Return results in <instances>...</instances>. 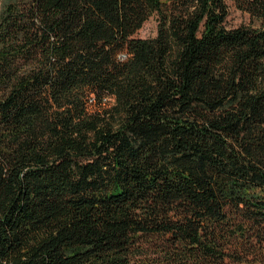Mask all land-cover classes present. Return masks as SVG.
Returning <instances> with one entry per match:
<instances>
[{"label":"trees","instance_id":"obj_1","mask_svg":"<svg viewBox=\"0 0 264 264\" xmlns=\"http://www.w3.org/2000/svg\"><path fill=\"white\" fill-rule=\"evenodd\" d=\"M235 2L260 25L0 0V264H264V0Z\"/></svg>","mask_w":264,"mask_h":264},{"label":"rangeland","instance_id":"obj_2","mask_svg":"<svg viewBox=\"0 0 264 264\" xmlns=\"http://www.w3.org/2000/svg\"><path fill=\"white\" fill-rule=\"evenodd\" d=\"M229 7V15L226 20L228 28H237L240 26H254L260 25L257 18L252 17L248 12H244L237 7L235 0H226ZM158 32V17L151 16L143 25V27L135 34L137 38H152Z\"/></svg>","mask_w":264,"mask_h":264}]
</instances>
